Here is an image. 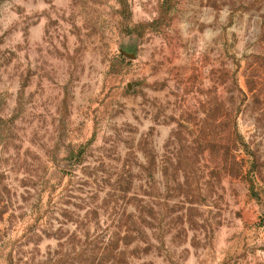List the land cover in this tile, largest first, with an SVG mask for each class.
<instances>
[{"label":"rangeland","instance_id":"374dc122","mask_svg":"<svg viewBox=\"0 0 264 264\" xmlns=\"http://www.w3.org/2000/svg\"><path fill=\"white\" fill-rule=\"evenodd\" d=\"M0 264H264V0H0Z\"/></svg>","mask_w":264,"mask_h":264}]
</instances>
